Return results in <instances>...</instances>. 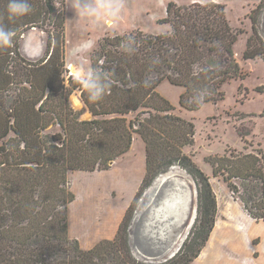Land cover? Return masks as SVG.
I'll list each match as a JSON object with an SVG mask.
<instances>
[{
    "label": "trees",
    "instance_id": "obj_1",
    "mask_svg": "<svg viewBox=\"0 0 264 264\" xmlns=\"http://www.w3.org/2000/svg\"><path fill=\"white\" fill-rule=\"evenodd\" d=\"M186 1L167 3L165 17L158 21L169 25L166 33L138 30L98 42L90 55L91 71L107 73L112 83L95 102L78 81L67 88L63 84V15H56V36L47 43L45 57L32 63L21 56L18 41L35 21L7 20L1 15L7 11L0 9V25L14 33L12 47H0V264H189L197 257L214 226L216 198L209 178L179 150L192 144L194 125L174 115L157 88L163 81L181 87L179 105L194 111L222 101L223 87L245 74L235 59L237 33L222 0ZM255 1L249 16L253 36L246 42L244 60L264 58L256 26L264 0ZM74 90L80 91L82 110L69 104ZM258 92L264 93V86ZM85 111L91 119H82ZM135 133L145 144L141 191L176 164L197 185L196 221L180 249L162 263L139 262L131 253L128 229L135 203L112 240L83 250L68 235V205L75 198L68 173L109 170L129 151ZM206 161L248 216L264 222L262 151L231 152Z\"/></svg>",
    "mask_w": 264,
    "mask_h": 264
},
{
    "label": "rangeland",
    "instance_id": "obj_2",
    "mask_svg": "<svg viewBox=\"0 0 264 264\" xmlns=\"http://www.w3.org/2000/svg\"><path fill=\"white\" fill-rule=\"evenodd\" d=\"M170 1L173 0H119L122 7L117 17L96 20L81 16L76 0H29L31 11L22 16L21 21L35 23L28 24L19 37L20 54L32 63L43 59L47 43L56 36V15H63V45L59 54L64 62L63 84L67 88L72 81L77 82L70 73L72 67L82 65L84 71L91 72L90 55L103 37L138 30L153 35L168 32L169 25L158 21L165 17V8ZM174 1L179 5L187 4L186 0ZM4 2L0 0L3 12L7 11L4 8L8 5ZM219 3L224 5L226 18L237 33L233 51L245 78L227 83L223 87L222 101L202 104L194 111L179 105L183 93L181 87L163 81L157 91L174 107V115L194 125L192 144L179 147V150L209 178L217 203V225L213 226L205 245L189 264H242L245 261L244 264H264V257H259L264 229L258 231L259 235L252 234L258 230L257 226L263 227L260 225L263 222L248 217L226 184L212 176V169L206 161L228 156L231 152L242 155L261 150L264 155V93L258 92L264 86V58H243L246 42L253 36L249 16L258 2L222 0ZM1 15L12 21L8 12ZM256 16V26L264 40V11ZM23 48H28V54H23ZM80 96V91L74 90L68 97L75 110L84 109ZM91 118L88 111L82 115V119ZM145 157V144L135 133L129 151L116 159L109 170L68 173L70 190L75 197L68 205V235L76 239L83 250L91 249L102 240H112L128 208L134 203L128 229L133 257L139 262L162 263L180 249L197 218L196 182L186 169L176 164L156 176L141 191L146 174ZM158 178L161 183L154 184ZM228 230L250 233V236L244 239L245 244L239 242L241 238L236 243L231 242L234 234ZM224 231L227 232L225 236L222 235Z\"/></svg>",
    "mask_w": 264,
    "mask_h": 264
},
{
    "label": "clouds",
    "instance_id": "obj_3",
    "mask_svg": "<svg viewBox=\"0 0 264 264\" xmlns=\"http://www.w3.org/2000/svg\"><path fill=\"white\" fill-rule=\"evenodd\" d=\"M76 7L81 16L95 18L117 17L122 7L119 0H76ZM31 11L29 0H9L7 12L10 18L22 17ZM14 37L11 30L0 25V47L10 46ZM131 44V41L128 42ZM74 76L82 87L88 92L90 101L95 102L105 95L111 88V79L107 73L99 69H93L91 72L83 70L79 65L74 69Z\"/></svg>",
    "mask_w": 264,
    "mask_h": 264
},
{
    "label": "crops",
    "instance_id": "obj_4",
    "mask_svg": "<svg viewBox=\"0 0 264 264\" xmlns=\"http://www.w3.org/2000/svg\"><path fill=\"white\" fill-rule=\"evenodd\" d=\"M239 203V202H238ZM249 217V216H248ZM250 218V217H249ZM251 220H253L252 218H250ZM83 221V220H82ZM216 225H217V220H215V224H214V227H216ZM261 226H263V227H260V226H257V228H258V230H256L254 233L252 232V234H261L260 232H258V231H261L262 230V228L264 229V222L263 223H261L260 224ZM260 227V228H259ZM231 230H228V232L232 235V234H234V239H231V242H237L238 241V239H240L239 240V242L241 243V242H243L242 244H245V241L246 240H244L245 238H248L249 236H250V233L248 234H243V233H241V232H237V231H232V232H230ZM226 231H224V232H222V235H226ZM227 234V235H230V234ZM237 235H238V237H237ZM263 236H262V238L264 237V234H262ZM242 236V237H241ZM262 240V239H261ZM233 245H235V244H233ZM263 245V246H262ZM260 248V252H259V257H264V238H263V240H262V244H261V247H259ZM258 248V249H259ZM259 251V250H258ZM246 262V261H245ZM245 262H243L242 264H244ZM247 264H249V263H247Z\"/></svg>",
    "mask_w": 264,
    "mask_h": 264
},
{
    "label": "bare ground",
    "instance_id": "obj_5",
    "mask_svg": "<svg viewBox=\"0 0 264 264\" xmlns=\"http://www.w3.org/2000/svg\"><path fill=\"white\" fill-rule=\"evenodd\" d=\"M38 37V36H37ZM26 41H27V39H26ZM25 42V41H24ZM28 42V41H27ZM30 46V45H29ZM25 47V46H24ZM35 48V47H34ZM27 49L28 48H26V49H22V51H23V54H28V51H27ZM31 49H33V48H31ZM38 50V49H37ZM37 53V52H36ZM32 54V53H31ZM37 56V55H36ZM161 183V178H158L155 182H154V184H158V183ZM162 185V184H161ZM179 185V184H178ZM180 186V185H179ZM157 187V186H156ZM181 187H183V186H181ZM175 189V188H174ZM177 190V189H176ZM184 189H182V191H183ZM157 191V190H156ZM155 191V192H156ZM181 191V190H180ZM155 192H151L152 194L153 193H155ZM177 193V192H176ZM175 194V193H174ZM179 194V193H178ZM182 196V195H181ZM179 197V196H178ZM174 198V197H173ZM176 198V197H175ZM179 199V198H178ZM173 200V199H172ZM182 200V199H181ZM167 202H170V201H167ZM191 207V206H190ZM179 208V207H178ZM174 252V251H173Z\"/></svg>",
    "mask_w": 264,
    "mask_h": 264
}]
</instances>
